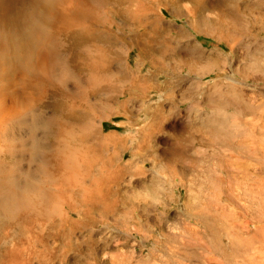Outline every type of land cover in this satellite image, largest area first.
Instances as JSON below:
<instances>
[{"label":"rangeland","instance_id":"rangeland-1","mask_svg":"<svg viewBox=\"0 0 264 264\" xmlns=\"http://www.w3.org/2000/svg\"><path fill=\"white\" fill-rule=\"evenodd\" d=\"M208 1L198 34L186 26L190 0L164 15L154 4L143 25L125 23L121 98L131 101L119 108L113 92L112 110L97 121L109 143L93 170L105 174L95 179L107 189L106 207L95 202L87 212L79 194L81 213L68 216L82 224L69 238L29 247V264H264V0L260 13L246 15L255 21L242 38L248 46L232 53L239 26L222 12L241 0ZM207 54L219 55L216 69Z\"/></svg>","mask_w":264,"mask_h":264},{"label":"bare ground","instance_id":"bare-ground-1","mask_svg":"<svg viewBox=\"0 0 264 264\" xmlns=\"http://www.w3.org/2000/svg\"><path fill=\"white\" fill-rule=\"evenodd\" d=\"M146 1L148 5L136 0L132 12L131 0H0V264H29V247L71 237L82 224V219L68 216L71 211L80 215L75 210L79 194L85 197L87 212L96 208L95 202L105 209L107 189L97 186L95 179L103 180L105 174L99 168L98 176L93 175V170L109 143L97 121L104 119L105 110H112L109 101L115 92L120 93L117 107L126 108L131 101L121 92L127 72L125 23L143 25L152 5L164 15L185 0ZM190 4L189 25L185 24L198 34L199 14L211 5L208 0ZM263 8L261 0H241L223 10L222 15L239 26L232 29L236 40L231 53L235 46L246 47L242 38L252 37L255 21L246 15ZM169 14L174 20L181 18ZM175 25L178 35L186 34L185 26ZM201 51L198 57L205 56ZM216 58L210 59L212 69L218 67ZM118 166L116 185L125 169ZM114 190L109 196L113 212L119 206Z\"/></svg>","mask_w":264,"mask_h":264}]
</instances>
